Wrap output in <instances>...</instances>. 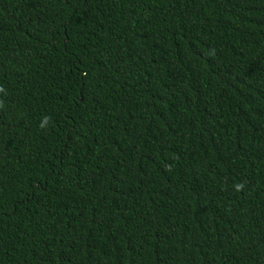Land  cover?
<instances>
[{
    "label": "trees",
    "instance_id": "trees-1",
    "mask_svg": "<svg viewBox=\"0 0 264 264\" xmlns=\"http://www.w3.org/2000/svg\"><path fill=\"white\" fill-rule=\"evenodd\" d=\"M0 264H264V0H0Z\"/></svg>",
    "mask_w": 264,
    "mask_h": 264
}]
</instances>
